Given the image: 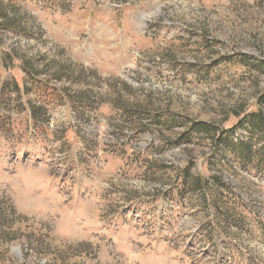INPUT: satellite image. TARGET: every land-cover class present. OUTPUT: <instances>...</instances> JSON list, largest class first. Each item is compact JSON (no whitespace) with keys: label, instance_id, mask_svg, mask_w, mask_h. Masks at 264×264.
Returning a JSON list of instances; mask_svg holds the SVG:
<instances>
[{"label":"rangeland","instance_id":"rangeland-1","mask_svg":"<svg viewBox=\"0 0 264 264\" xmlns=\"http://www.w3.org/2000/svg\"><path fill=\"white\" fill-rule=\"evenodd\" d=\"M2 7L0 264H264V173L192 131L264 91V0Z\"/></svg>","mask_w":264,"mask_h":264},{"label":"trees","instance_id":"trees-1","mask_svg":"<svg viewBox=\"0 0 264 264\" xmlns=\"http://www.w3.org/2000/svg\"><path fill=\"white\" fill-rule=\"evenodd\" d=\"M4 3L5 0H0V18H2V20L6 19V14L2 7ZM14 4L15 2L10 3V5ZM9 58L11 62H13L14 59L18 60V57L15 55H11ZM0 60L2 61V58H0ZM23 68H25V72L30 79H34L35 77L38 78L37 72L33 71L32 66L28 64L27 67L23 66ZM42 90L46 91V89ZM38 91L39 90H37V92ZM40 109V107H31L29 112V115L34 118L36 124L39 126L42 124L39 123L41 120L39 118L37 119L36 113H38ZM232 112L233 115L238 118V121L228 129H213L210 128L207 123L195 122L192 125V131L197 134L207 135L213 139V147L216 150H220V147L224 144L221 150L229 151L233 160L243 168L258 173H264V91L257 96L256 101L248 111L240 109L233 110ZM238 126L243 129L244 133L236 138H231L230 133ZM187 134L188 133L185 132L184 136ZM188 177H190V175L187 168H183L178 170L175 179L176 182L180 180V184L185 185ZM210 177L213 178V175ZM207 181L208 180L202 175L194 176L192 178V184L189 187L190 191H199L204 194Z\"/></svg>","mask_w":264,"mask_h":264}]
</instances>
